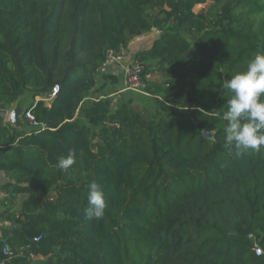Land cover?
<instances>
[{"label":"trees","instance_id":"trees-1","mask_svg":"<svg viewBox=\"0 0 264 264\" xmlns=\"http://www.w3.org/2000/svg\"><path fill=\"white\" fill-rule=\"evenodd\" d=\"M153 29L134 61L160 74L145 88L154 109L102 100L107 50ZM257 52L264 0H0V261L264 264V146L236 155L222 119L224 80ZM25 91L34 124L19 133L5 116ZM69 151L75 163L58 169ZM91 182L98 220L85 215Z\"/></svg>","mask_w":264,"mask_h":264},{"label":"clouds","instance_id":"clouds-1","mask_svg":"<svg viewBox=\"0 0 264 264\" xmlns=\"http://www.w3.org/2000/svg\"><path fill=\"white\" fill-rule=\"evenodd\" d=\"M246 64V70L237 72L222 84L223 89L231 93L222 116L226 122L224 140L226 147L234 149L236 155L264 146V53H254ZM75 160L76 153L69 151L57 161L56 167L67 170ZM86 194V218L101 219L106 208L102 186L91 182L86 186Z\"/></svg>","mask_w":264,"mask_h":264},{"label":"rangeland","instance_id":"rangeland-1","mask_svg":"<svg viewBox=\"0 0 264 264\" xmlns=\"http://www.w3.org/2000/svg\"><path fill=\"white\" fill-rule=\"evenodd\" d=\"M209 4V2H207L205 5H198L195 7V12L200 11L203 8H206L207 5ZM151 41H153V38H147L145 37V39L142 41L143 44L141 45H146L148 43H150ZM151 45V43L149 44ZM147 49V48H146ZM133 61H134V57H133ZM132 61V62H133ZM135 62V61H134ZM132 64V63H131ZM129 64V65H131ZM153 62H146V63H141L140 65L142 66V70L147 68V67H151L153 66ZM105 75V74H103ZM102 74H98L97 75V80L99 85H101V99L104 101H108L110 105H113L114 102L116 101H120L121 98H117V96H123L125 100H130L133 103L137 104L138 106H141L144 109H148L149 111H152L154 109V105H153V98L152 96H150L149 94L146 93L145 88L146 85L148 83H151L153 81H158L160 79V74L159 73H154L153 75H149V76H142L141 75V88L138 91H132V90H128L126 88V83H125V78H124V70L122 71V73L118 76V79H113V80H109V81H104L102 80L103 78H101ZM120 92V93H119ZM118 95H117V94ZM116 94V95H115ZM33 97L32 94L25 91L22 96L19 98V100L12 106V108L15 105H20L21 107H23V109L27 108L28 105L32 102ZM35 101L39 100V98H35ZM47 99L44 98L43 101L45 103H47L46 101ZM48 105V104H47ZM11 108V109H12ZM8 117V116H7ZM16 129L18 130L19 133H28L33 129V126L30 125L25 119L21 118L20 124L18 127H16ZM5 182V178L3 177V175L1 176L0 174V186ZM5 196L0 192V200L3 199ZM23 199L22 196H20L17 201H16V209L19 207V203L20 201ZM33 260H42L43 258L40 256L38 257H33Z\"/></svg>","mask_w":264,"mask_h":264},{"label":"built area","instance_id":"built-area-1","mask_svg":"<svg viewBox=\"0 0 264 264\" xmlns=\"http://www.w3.org/2000/svg\"><path fill=\"white\" fill-rule=\"evenodd\" d=\"M125 58V54L121 51V52H115L112 49L107 50L106 54H105V60L103 62V64L101 65V67L98 70L99 74H105L107 73L108 69L111 66L114 65H118L121 64L122 61ZM141 73H142V66L139 63L133 62L131 65H129L128 67H126L124 69V78H125V83H126V88L128 90H132V91H138L141 88ZM59 87L57 85H55L50 92V96L47 100H51L56 93L58 92ZM46 100V101H47ZM8 113L5 116V120L8 122ZM24 119L30 123V124H34V119L33 116L30 112L25 111L24 112ZM251 237V236H249ZM41 236H35L32 238V243H36L40 241ZM30 246H27L26 249H29ZM254 251H255V255L259 256L261 255L262 251L261 249L255 244L254 245ZM16 253H20L18 251H9L6 248L2 249V254L8 258H12L16 255ZM31 258L35 257L33 254L30 255ZM2 264H4V262L2 261Z\"/></svg>","mask_w":264,"mask_h":264},{"label":"crops","instance_id":"crops-1","mask_svg":"<svg viewBox=\"0 0 264 264\" xmlns=\"http://www.w3.org/2000/svg\"><path fill=\"white\" fill-rule=\"evenodd\" d=\"M159 35V33L156 31V30H152L151 32L145 34V35H141V36H138L136 38H134L127 46V48L123 49L122 52L125 54V58L124 60L122 61L121 64H118V65H114V66H111L107 73H105V75L102 74L101 78H103L102 80L104 81H109V80H113V79H118L119 75L122 73V71L129 66V64L133 63V57L141 50L143 49H146L148 48L150 45V43H152V41L148 44H146L145 46L144 45H141L143 44V40L145 39V37L147 38H153L156 39L157 36ZM133 61V62H132ZM97 86L101 88V85H99L98 83V80H97ZM120 93V92H119ZM118 93V94H119ZM117 94V93H116ZM115 94V95H116ZM117 94V95H118ZM123 96H117L116 99L118 98H122ZM51 100H47V103L46 104H49ZM9 113V112H8ZM1 176L3 175L2 173H0ZM4 177V175H3ZM3 226H9V223L8 222H4V223H1L0 222V228L3 227ZM1 234V233H0ZM0 264H2V261H0Z\"/></svg>","mask_w":264,"mask_h":264},{"label":"water","instance_id":"water-1","mask_svg":"<svg viewBox=\"0 0 264 264\" xmlns=\"http://www.w3.org/2000/svg\"><path fill=\"white\" fill-rule=\"evenodd\" d=\"M24 112L25 109H23V107H21L20 105H15L8 113V123L15 128L18 127L21 118H23ZM202 137L205 139H212L213 132H203Z\"/></svg>","mask_w":264,"mask_h":264}]
</instances>
